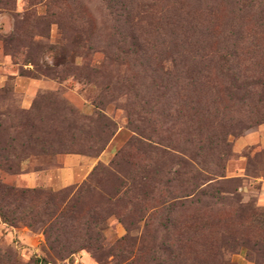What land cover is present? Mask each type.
Returning a JSON list of instances; mask_svg holds the SVG:
<instances>
[{
  "label": "rangeland",
  "instance_id": "1",
  "mask_svg": "<svg viewBox=\"0 0 264 264\" xmlns=\"http://www.w3.org/2000/svg\"><path fill=\"white\" fill-rule=\"evenodd\" d=\"M0 184L84 185L0 264H264V0H0Z\"/></svg>",
  "mask_w": 264,
  "mask_h": 264
},
{
  "label": "trees",
  "instance_id": "2",
  "mask_svg": "<svg viewBox=\"0 0 264 264\" xmlns=\"http://www.w3.org/2000/svg\"><path fill=\"white\" fill-rule=\"evenodd\" d=\"M83 189L84 185L78 186L77 188L72 187L56 192H50L34 189L19 190L0 184V210L2 205L4 208H7L12 203L15 204V200L21 201V203L17 204L15 208L6 211V213L9 214L8 217L5 215V211H0V217L4 222L8 223L22 221L29 228H33L38 225L43 227L44 224L46 222L48 223L56 213H58V215L60 213H71L74 204L78 201L77 197H79V194ZM32 200L37 201L39 206L30 211L28 207L25 208L22 202L27 203ZM1 203L3 204L1 205ZM51 230L52 229L49 226L43 230L47 246L58 253L70 251L71 243L66 240L61 241L56 235H53L54 233Z\"/></svg>",
  "mask_w": 264,
  "mask_h": 264
}]
</instances>
